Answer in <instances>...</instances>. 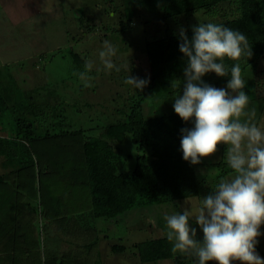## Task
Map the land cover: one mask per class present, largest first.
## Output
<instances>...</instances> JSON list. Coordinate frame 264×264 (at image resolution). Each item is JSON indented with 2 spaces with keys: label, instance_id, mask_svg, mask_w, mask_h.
Instances as JSON below:
<instances>
[{
  "label": "rangeland",
  "instance_id": "rangeland-1",
  "mask_svg": "<svg viewBox=\"0 0 264 264\" xmlns=\"http://www.w3.org/2000/svg\"><path fill=\"white\" fill-rule=\"evenodd\" d=\"M119 5L120 0H0V66L8 67L21 89L53 86L59 98H46L64 108L61 114L67 126L79 131L75 136H55L60 134L58 130L47 135L53 120L50 111L44 125H35L37 137L23 141L33 164H13V172L4 179L8 184L0 185V216L4 220L0 228L27 231L23 243L34 247L33 264H141L136 244L166 237L165 216L182 213L185 208L194 212L220 178L231 174L227 146L221 144L214 155L193 165L199 183L197 196L180 199L176 204L143 205L112 220L92 215L81 140L100 136L107 124L124 118L117 110H128V97L135 93L125 79L129 75L149 77L147 40L167 32L179 33L181 28L186 30L199 23H219L226 17L223 14L230 12L229 7L234 9L232 3H224L216 13L201 10L166 21L153 20L140 12L122 25ZM105 40L117 49L112 60L119 72L105 69L100 61ZM73 53L82 61L81 66ZM88 61L93 64L91 70L85 68ZM86 71L88 78L81 79L79 74ZM241 75L246 82L242 90L249 97L246 111H254L252 122L264 130V56L254 67L246 66ZM184 79V75L171 79L175 92L170 101L154 95L147 98L142 104L143 115L174 111V100L183 94ZM186 123L188 129L194 128V118ZM0 136L12 137L13 132L0 129ZM113 144L122 158L120 169L131 170L143 153L141 149L129 133L122 142ZM190 226L196 228L197 239L202 241L203 232L195 218L190 217ZM260 232L256 251L264 259V225ZM114 244L124 249L115 251ZM177 255L182 264H193L194 255ZM144 264L176 263L163 259Z\"/></svg>",
  "mask_w": 264,
  "mask_h": 264
},
{
  "label": "trees",
  "instance_id": "trees-1",
  "mask_svg": "<svg viewBox=\"0 0 264 264\" xmlns=\"http://www.w3.org/2000/svg\"><path fill=\"white\" fill-rule=\"evenodd\" d=\"M224 3H232L234 9L229 7L230 12L226 11L223 14L226 17L216 24L244 34L253 55L249 59L242 57L239 61L226 58L223 63L229 71L236 63H239L241 71L248 65L254 67L257 60L264 56V0H120V24L130 23L140 12L147 13L153 20L163 21L201 10L216 13ZM185 31L191 39L192 27ZM180 43L179 33L171 32L147 40L148 85L142 91L135 89V93L128 97V110H117L124 116L121 121L107 124L98 137L81 140L79 148L85 161L91 194L90 211L94 217L112 220L136 207L176 204L178 200L197 196L199 192L195 169L183 159L180 148L181 130L187 128V123L175 111L145 117L142 109L143 102L153 95L164 101H170L174 95L175 87L171 79L184 75L187 65V58L179 50ZM72 55L77 65L81 66L78 55ZM230 78L219 77L214 72L202 77L204 83L216 88L228 83ZM47 95L59 98L55 88L48 84L21 89L8 67L0 66V129L13 132L12 137L0 136V163L4 167V171L0 172V185L8 184L4 179L13 172V164H20L19 167L33 164L28 145L23 141L37 137L35 125H44L50 111L53 120L50 128L46 129L47 135L54 130L60 132L55 135L59 137L75 136L79 132L67 126L66 117L61 114L64 108H58L53 100L50 102ZM128 133L143 153L136 158L131 170H123L120 169L122 158L113 142H122ZM8 187L11 189L10 185ZM0 221H4L1 216ZM112 248L117 251L124 246L114 244ZM171 248L167 237L136 244L141 264L163 259H173L176 264H182L180 256ZM193 264H199L196 256Z\"/></svg>",
  "mask_w": 264,
  "mask_h": 264
},
{
  "label": "clouds",
  "instance_id": "clouds-1",
  "mask_svg": "<svg viewBox=\"0 0 264 264\" xmlns=\"http://www.w3.org/2000/svg\"><path fill=\"white\" fill-rule=\"evenodd\" d=\"M192 33L189 39L183 28L179 32V50L187 65L183 94L173 104L182 120L194 118V128L181 130L183 159L197 165L223 144L231 174L220 178L194 212L185 208L182 213L165 216L166 237L173 253L194 255L199 264H264L256 251L264 225V130L252 122L254 111H246L249 97L242 90L246 82L239 63L230 71L223 63L226 58H251V45L244 34L220 24L199 23ZM116 52L108 40L103 42L99 58L105 69L120 71L112 60ZM92 67L91 61L86 62V70ZM210 72L231 77L226 89L204 83L202 77ZM79 75L88 78L87 71ZM124 83L142 91L149 81L129 75ZM190 217L202 229V241L190 226Z\"/></svg>",
  "mask_w": 264,
  "mask_h": 264
},
{
  "label": "crops",
  "instance_id": "crops-1",
  "mask_svg": "<svg viewBox=\"0 0 264 264\" xmlns=\"http://www.w3.org/2000/svg\"><path fill=\"white\" fill-rule=\"evenodd\" d=\"M26 232H23V228H17L16 231L0 228V264H20L17 261H28L27 264L35 262L34 247H29L23 243V237H27Z\"/></svg>",
  "mask_w": 264,
  "mask_h": 264
}]
</instances>
